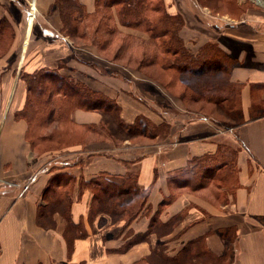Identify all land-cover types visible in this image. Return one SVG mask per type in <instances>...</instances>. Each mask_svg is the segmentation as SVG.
Returning <instances> with one entry per match:
<instances>
[{"label": "crops", "instance_id": "crops-1", "mask_svg": "<svg viewBox=\"0 0 264 264\" xmlns=\"http://www.w3.org/2000/svg\"><path fill=\"white\" fill-rule=\"evenodd\" d=\"M55 2L35 0L28 33L23 11L32 0H0V22L10 26L4 37L11 39L0 54V264H138L159 241L174 256L196 240L213 256H225L234 246L236 264H264V0H163L168 14L184 20L180 35L187 49L197 53L213 43L233 60L228 76L230 83L240 84V122L214 102L208 103L210 114L187 106L178 97L183 88L170 84V69L159 68L154 75L152 70L160 66L151 64L148 74L138 71L133 77L110 71L104 52L90 43L76 44L78 39L64 33ZM79 2L84 12H95L97 0ZM114 25L123 35L149 39L117 18ZM84 55L99 62L90 63ZM143 55L136 51L138 59ZM41 69L58 70L104 93L119 105L126 125L146 117L154 129L166 126L167 131L126 135L109 112L75 109L76 124L97 130L85 132V144L38 154L28 121L16 114L28 97L22 74ZM180 78L183 85L185 76ZM231 147L235 163L221 169L220 182L210 179L193 190L170 180L194 158L221 155ZM59 158L67 161L52 167ZM101 173L118 180L135 177L149 190L151 216L165 198L174 196L159 220L181 217L160 238L153 231L123 250L127 240L147 233L151 216L140 215L126 228L125 220L90 215L93 194L82 183ZM50 186L51 191L68 192L72 201L54 202L46 196Z\"/></svg>", "mask_w": 264, "mask_h": 264}, {"label": "trees", "instance_id": "trees-1", "mask_svg": "<svg viewBox=\"0 0 264 264\" xmlns=\"http://www.w3.org/2000/svg\"><path fill=\"white\" fill-rule=\"evenodd\" d=\"M64 2H69L74 6H69V9L64 8L62 5ZM55 5L61 9L64 20V33L71 38L80 39L81 42L92 45H96L94 44L96 42L100 50L106 51V48L114 43V38L117 36L115 34H121L115 25L109 24L107 20L110 18L116 17L122 25L148 33L150 37L147 43L152 44L153 42L155 51L150 50L148 45L144 47L143 57H145L146 52H150L152 55H150V60L146 57L141 59V67L156 63L162 70L176 69L179 75H191L194 78L205 74L211 75V79L203 82L202 91L194 93L197 95L196 99H199L200 96L205 97L211 102L218 104L226 114L238 122L242 121L240 84L230 83L228 76L234 62L218 46V48H215V44H213L212 47L215 56L205 52L203 48L206 45L195 54L188 53L186 59H181V56L184 57L185 55L179 56L178 60L180 62L177 61V64L176 62H170L169 56L178 52H172L173 41L177 42L181 49L186 52L188 50H186L184 40L180 35L184 20L180 15L168 14L164 8L163 0H158L156 3L154 0H97L96 10L92 14L83 11V6L79 0H56ZM9 27L8 22H0V44L5 38L4 30ZM125 36L126 38L129 37ZM163 37H169V39L163 40ZM128 39L121 42L118 47L119 53L129 52L133 57L136 51L144 50L140 44L139 46L135 47L132 45L131 47ZM105 45L107 46L105 47ZM208 57H213L214 59L211 67L207 63ZM147 62L149 64H145ZM188 64L192 65V67ZM221 73H224V75L218 76ZM22 78L27 84L28 97L24 109L17 113L16 117L24 118L28 121V136L36 151L37 149L40 150L39 147L47 142L55 143L56 146L65 143L67 146L77 144L74 141L70 143V140H65L62 136L68 135V133L72 137L82 136L90 129L97 130L96 128L76 124L72 119V113L75 109L104 110L109 112L118 121L120 127L124 128L126 135L151 134L147 131V124L144 123L145 121L142 117H139L134 125L124 124L119 118L120 107L116 101L104 93L92 89L79 79L65 76L58 70L53 69H41L29 74L23 73ZM185 97L186 92H183L182 99H185ZM69 111L70 116L68 119L66 114ZM66 120L69 122L68 126L76 129L73 130V128L70 129V127L65 126ZM81 143H84V141ZM223 151L230 152H227V154H230L228 156L230 161L226 160L218 163L216 161L217 156L213 155L194 158L189 166L176 171L170 177V180L178 187H188L193 190L208 183L210 179L220 182V179L223 178L221 169L227 164L230 167L234 166L236 153L235 150L226 148L222 149ZM55 182H58V180H54ZM82 186L90 189L93 194L90 215L98 213L108 214L112 216L113 220H125L124 227L127 228L140 215L151 216L152 214V208L148 203L149 190L141 187L136 178L131 175L122 176L121 180H118L115 176L108 173H101L97 177L83 182ZM51 190L52 186L48 187L46 196H49L54 202L60 200L72 201V196L68 192L64 194L56 189L54 191ZM173 198L174 196H169L164 199L161 205L163 209L160 214L163 212L164 206L170 203ZM181 215L180 213L176 217L180 218ZM172 219L166 223L158 220V223L160 227H166L173 221ZM156 224L155 212L151 216V223L147 233L133 236L127 240L123 250H127L134 243L146 239L151 232L155 231ZM198 243H200V240L190 242L179 252L185 253L191 244L195 245ZM202 243L206 249L205 243L203 241ZM152 254H159L156 247L152 250V253L143 257L138 264H156L150 257ZM170 258L167 259L174 260V257Z\"/></svg>", "mask_w": 264, "mask_h": 264}, {"label": "rangeland", "instance_id": "rangeland-1", "mask_svg": "<svg viewBox=\"0 0 264 264\" xmlns=\"http://www.w3.org/2000/svg\"><path fill=\"white\" fill-rule=\"evenodd\" d=\"M158 0H154V2L156 3ZM19 5L21 6L20 2H19ZM23 5V4H22ZM63 7L69 9V6H74L73 4L69 3V2H64L63 4ZM23 7V6H22ZM165 8V7H164ZM106 10V9H105ZM30 11H31V6L28 8H24V22L27 23V20H28V16L30 14ZM115 17V16H114ZM109 22L110 25H114V23H116V17L113 18V19H109L107 20ZM119 21V20H118ZM120 23V22H119ZM121 24V23H120ZM139 32L141 34L145 33L144 31L140 30L139 29ZM117 35L114 39V43L109 45V47L106 48V51L105 50H100L97 46H98V43H95L96 45H94L99 51L101 52H104V54H106L107 58L109 59V64H108V69L110 71H115V72H118V71H122V73H124L126 76L128 75L129 77H133V76H139L140 75V72L138 71H141V72H144V73H147L148 72V69H146V67L150 66H143L141 67V59L142 58H148L150 60V55H152V53L150 52H146L145 53V57H141V58H137L135 55H132L129 53V52H121L119 53V45L121 44V42H123L125 39H128L130 41V45L132 47L133 46H140L141 47H146L147 45L149 46L150 50L152 51H155V47H154V43L152 42V44L150 43H147L145 42L140 36H134L132 34H115ZM128 38H126V36ZM146 37H150L148 33L145 34ZM163 40L164 39H169V37H163L162 38ZM9 40H11L9 38V35L7 37H5L1 44H0V53H3L4 51H6L8 49V43H9ZM122 40V41H121ZM80 39L78 41H76V44H80ZM98 42V40H97ZM108 43V42H107ZM178 43L173 41L172 43V52L174 51H178L176 54H172L169 56V59H170V62H176L177 64V61H179L178 57L181 56V55H185L184 57L181 56V59H186V55L188 53H192L189 49H187L186 47V50H188L187 52L183 49H181V46H178L177 45ZM107 45H105L106 47ZM208 47V48H206ZM205 48V52L209 53V55L211 56H215V52L213 50V43H208L207 46ZM215 48H218L217 45L215 44ZM132 50V49H131ZM145 51V48L144 50ZM200 51V50H199ZM185 52V53H184ZM148 57H147V55ZM195 54V53H193ZM86 56V60L89 61L90 57L88 55H84ZM144 56V55H143ZM221 56V55H220ZM222 58V57H221ZM224 59V58H223ZM213 57L211 58H207V63L209 65V67H211L213 64ZM90 63H98L99 61L95 60L93 61V59L89 61ZM180 62V61H179ZM226 63V62H225ZM145 64H149L148 62L145 63ZM99 65V64H97ZM156 65L153 64V66ZM190 65V64H188ZM155 66L154 67V70H152V74H156V75H159V72H161L159 70L160 67H157ZM190 67H192V65H190ZM162 70V68H160ZM177 70L176 69H172V70H169V72L171 74H173V79L172 81H170L171 85H176V86H181L183 88L182 91H180L178 93V97H181L182 98V94L183 92H186V97L185 99H182L185 101L186 105L187 106H194L196 107L197 109H199L200 107V113L201 112H206V113H212V111L210 110L211 108V104H208V103H212L210 100H208L207 98L205 97H202L200 96L199 99H196V94L194 93H199L202 91L201 87H202V84L203 82L207 81L208 79H211V75H208V74H205V75H201L200 76V80L199 79H196L194 78L193 76L191 75H183L185 76V79L183 81V85L180 83L181 82V78L180 77H183L181 75L178 74V72H176ZM157 72V73H156ZM139 74V75H138ZM148 74V73H147ZM224 73H221V74H218V76H223ZM66 76V75H65ZM162 81L163 78H161ZM170 80V79H169ZM139 81V80H138ZM147 87V86H145ZM173 100L175 101L176 99L173 98ZM201 108H204L201 110ZM190 117H195L194 113L193 112H190L189 113ZM69 116H70V111L68 112V114H66V118L69 119ZM111 119L113 120V124L116 125L118 127V129H122V127H120L118 121L113 118L112 116H110ZM142 119L145 121L144 123L147 124V131L149 133H154V132H158V133H161V134H164L167 129L165 128L166 126H161V127H157V130L154 129V126H152V124L149 122V120L146 118V117H142ZM68 120H66L65 122V126H67L68 128L70 127V129L73 128V130H75L76 128L75 127H72L71 126H68L69 125V122H67ZM228 124V127L229 130L233 133L234 132V128L230 126V124H233V123H230L229 121L227 122ZM115 129V128H114ZM156 130V131H155ZM124 133V131H122ZM125 134V133H124ZM82 137V138H81ZM62 138H65V140H70V143L72 141L76 142L77 144H80L82 141H84V135L82 136H75V137H72L71 134L68 133V135H63ZM80 138V139H79ZM143 140V139H142ZM231 140V139H230ZM142 143V142H140ZM85 144V141L84 143ZM60 147V148H59ZM68 147L67 144H61L60 146H56L55 143H51V142H47L45 143V145H41V147H39L40 150L37 149V152L38 154H44V153H47V152H52V151H55V150H63L64 148ZM232 150H234L232 147H231ZM230 149V150H231ZM230 153V152H228ZM230 154H227L224 153V154H218L217 155V162H224L226 160L230 161L229 160V157ZM65 161H67V159H64V158H59V159H56V160H52L51 162V166L54 167L55 164L57 165H60V164H65ZM215 161V162H216ZM201 180V179H200ZM163 209L162 206H159L157 211H156V220H157V224H156V233L158 235V237L160 238L162 234H164L166 231H167V228L166 227H160V224L158 223V218L160 217V212L161 210ZM99 214V213H98ZM98 214H95L94 216L98 215ZM175 219H177L176 217H173V221H175ZM203 243L202 241H200V243L198 244H191L190 247L187 248V251L185 253H176L174 256H170L169 255V250H168V246H166L163 242L159 241L156 245V249H157V252L159 254H152L150 257L151 259L156 262V264H236V260H237V250H236V247L234 246H231L230 250L228 251V253L225 255V256H222V257H216V256H213L211 253H209V251H207L205 249V247H203ZM195 252H200V253H196ZM198 255V256H196ZM166 256H169V257H166ZM170 257H174V260H169L167 258H170ZM166 258V259H165ZM171 259V258H170ZM144 264V263H143Z\"/></svg>", "mask_w": 264, "mask_h": 264}, {"label": "bare ground", "instance_id": "bare-ground-1", "mask_svg": "<svg viewBox=\"0 0 264 264\" xmlns=\"http://www.w3.org/2000/svg\"><path fill=\"white\" fill-rule=\"evenodd\" d=\"M36 12V7H35V0H32V5H31V14L28 16L27 20V32L29 33L30 31V26L32 24V20H34V15Z\"/></svg>", "mask_w": 264, "mask_h": 264}, {"label": "built area", "instance_id": "built-area-1", "mask_svg": "<svg viewBox=\"0 0 264 264\" xmlns=\"http://www.w3.org/2000/svg\"><path fill=\"white\" fill-rule=\"evenodd\" d=\"M256 1H257V2H261V0H256ZM30 14H31V11H30ZM30 14H29V15H30Z\"/></svg>", "mask_w": 264, "mask_h": 264}, {"label": "water", "instance_id": "water-1", "mask_svg": "<svg viewBox=\"0 0 264 264\" xmlns=\"http://www.w3.org/2000/svg\"><path fill=\"white\" fill-rule=\"evenodd\" d=\"M33 21V20H32Z\"/></svg>", "mask_w": 264, "mask_h": 264}]
</instances>
